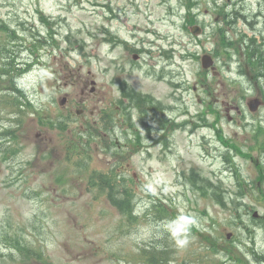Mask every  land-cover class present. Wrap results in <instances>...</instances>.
I'll return each mask as SVG.
<instances>
[{
	"label": "rangeland",
	"instance_id": "rangeland-1",
	"mask_svg": "<svg viewBox=\"0 0 264 264\" xmlns=\"http://www.w3.org/2000/svg\"><path fill=\"white\" fill-rule=\"evenodd\" d=\"M184 2L185 0H0V25L8 24L28 39L30 33L37 30L45 35V27L40 20V13H43L57 24L59 40L65 39L69 34L73 41L78 42L70 52L52 48L40 51L42 56L38 58V66L23 76L18 85L23 88L38 112L48 108L55 109L56 101L59 103L66 95L71 101H75L81 97V90L85 87L83 84L90 85L89 91L92 81H96L95 91L100 95L97 99L92 98L93 94L88 97L86 105L89 108L94 105L101 107L103 96L106 97L105 105L109 102L115 104L119 90H116L118 85L114 81L118 77L131 82V79L141 78L146 82L151 80L154 87L164 86L163 83H154L147 66L141 68L138 66L141 62L132 63L133 53L128 52L121 43L114 45L106 40L110 34L105 29H109L118 39L128 41L131 47L149 48L153 54L158 55L159 52L154 48L158 43L167 51H173L169 70L172 84L178 87L174 88L169 84L164 86L168 89L166 93L173 91L172 105L175 110L172 117L180 122L185 118L184 111L189 109L190 113L197 115V112L207 108L208 103L213 105L217 99L216 103H220L218 108L221 107V111L233 108L230 112L238 120L230 123L224 113L219 125L222 135L233 140V146L246 150L250 146L248 137L253 129L247 125H253L254 118L264 125V111L254 116L247 106L246 98L258 94L254 81L238 77L235 60L228 62L222 58L219 61L215 59L216 75L210 70L205 71L207 74L203 73L200 60L205 54L213 55L214 49L220 47L216 30L219 25L226 26L217 14L220 7L232 13V5L238 3V9L245 10L249 18L261 13L259 26L264 27V0H196V8L200 10L199 21L206 27L205 34L201 37L192 36L184 28ZM22 23L27 32L21 30ZM237 27L243 33L246 30L244 34L247 37L253 34V30L244 28L243 20ZM4 35L5 32L0 31V40ZM227 39L236 40V34L230 32V29ZM26 44L30 46L29 43ZM62 47H66V43L62 42ZM34 57L29 51L23 50L18 60L22 63L26 59L32 61ZM152 57L150 55L140 61L149 65L148 61ZM164 63L165 60L162 59L161 64ZM260 84L263 85L264 80ZM200 85H205L201 87L202 90L199 89ZM195 87L198 88L197 91H194ZM206 87H210L213 94L206 95ZM6 93L10 92L1 91L0 97ZM176 97H181L182 101H176ZM2 100L0 98V131L12 124L11 108H16L12 104L2 105ZM236 106L245 111L243 116L237 115L234 110ZM34 116L35 113L25 108L22 124L13 125L18 138V143L13 146L16 149L0 146V264H40L36 260L23 261L22 254L14 245L16 239L30 249L42 250L51 264H148L146 259H135L143 255V249L155 246L161 249L166 244L169 246L170 258H175L171 264H236L226 260L229 257L227 248H237L247 253L250 264H261L251 261L254 259L251 249L264 255V222L253 223V211L247 212L249 206L258 211L260 216L264 215V198L256 189L261 171L257 164V159L262 160L260 155L254 154V159L242 158L229 151L219 141L214 130L208 129L207 138H210L208 142L213 148L214 160L205 158L204 149L201 151L203 136L198 130L184 144L182 134H175L174 151L177 156H173L168 165L170 173L164 174L167 166L156 164L146 153L131 157V164L138 173H142L143 181L148 185L146 189L137 188L140 217L131 224L128 220L123 221L118 209L105 197L98 195L97 191L87 189L91 170L82 176H76L74 203L68 204L63 199L57 202L47 200V189L56 187L52 173H55L58 166L64 165L61 137L65 133L48 130L47 140L42 143L37 138L42 129L38 127ZM0 141L5 145L9 144L2 139ZM46 145L48 149L45 148ZM42 149L49 152L50 159L55 164L41 159ZM228 153L233 157L231 163L225 157ZM90 160L92 170L107 168L110 163V158L101 150ZM209 162L215 165V171L219 174V178L215 179L216 183L218 179L222 181L229 197L238 193L239 183L235 169L248 184L239 213L235 210L237 202L224 208L209 198L199 200L188 189L190 186L186 175H181L180 172H187L189 167L194 168L196 164L209 175ZM153 170L155 175L151 173ZM125 175L131 178L130 169L125 171ZM64 187L68 185L61 186ZM159 206L168 210L166 218L156 217V208ZM173 221L175 223H171ZM185 226H188V243L180 246L172 238L171 229L177 232L179 238L184 239ZM247 227L254 230L250 232ZM228 233H233V236L228 238ZM212 245L216 251L212 249Z\"/></svg>",
	"mask_w": 264,
	"mask_h": 264
},
{
	"label": "trees",
	"instance_id": "trees-1",
	"mask_svg": "<svg viewBox=\"0 0 264 264\" xmlns=\"http://www.w3.org/2000/svg\"><path fill=\"white\" fill-rule=\"evenodd\" d=\"M51 39H52V37H51ZM53 42H54V44H57V41L56 40H54ZM41 43H42L41 41H37L36 44H35V48L38 49L39 46H42ZM44 43L46 44L47 41H44ZM11 53H12V51L10 50V47L9 46H6V45L5 46H0V55H2V56H8ZM5 71H6L5 68L0 69V79H1V73H5ZM10 87L12 89H15L14 86H12V85ZM153 260H154L153 262H159V260L156 259V258H154Z\"/></svg>",
	"mask_w": 264,
	"mask_h": 264
},
{
	"label": "clouds",
	"instance_id": "clouds-1",
	"mask_svg": "<svg viewBox=\"0 0 264 264\" xmlns=\"http://www.w3.org/2000/svg\"><path fill=\"white\" fill-rule=\"evenodd\" d=\"M171 223H175V221H173ZM187 230H188V226H185V228H184L185 238L184 239H181V238H179L177 232L174 229H171L172 238L175 240V242L177 243V245L183 246V245H186L188 243V240L186 238Z\"/></svg>",
	"mask_w": 264,
	"mask_h": 264
}]
</instances>
